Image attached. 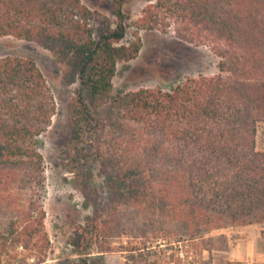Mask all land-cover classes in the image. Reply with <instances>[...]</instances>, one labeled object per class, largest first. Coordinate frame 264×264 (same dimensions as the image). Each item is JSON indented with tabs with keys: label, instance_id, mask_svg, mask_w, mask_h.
<instances>
[{
	"label": "trees",
	"instance_id": "trees-1",
	"mask_svg": "<svg viewBox=\"0 0 264 264\" xmlns=\"http://www.w3.org/2000/svg\"><path fill=\"white\" fill-rule=\"evenodd\" d=\"M112 1L115 22L97 38L91 24L97 12L82 0H0V39L39 44L60 65L64 83L79 84L70 102L73 139H89L106 203L70 239L77 264H89L96 246L114 251L112 240L124 236L139 239L119 250L135 264H159L151 249L158 242H191L202 254L213 249L214 231L264 226V148L257 146L264 0L150 3L136 29L173 31L208 46L219 72L169 90L116 93L117 65L135 59L143 42L138 31L124 42L128 0ZM55 115L37 62L0 56V264H48L40 137Z\"/></svg>",
	"mask_w": 264,
	"mask_h": 264
},
{
	"label": "rangeland",
	"instance_id": "rangeland-1",
	"mask_svg": "<svg viewBox=\"0 0 264 264\" xmlns=\"http://www.w3.org/2000/svg\"><path fill=\"white\" fill-rule=\"evenodd\" d=\"M97 18L91 21L95 36H100L106 23L115 22L112 0H82ZM156 0H128V32L124 40L130 43L138 31L143 46L139 55L128 62H120L113 79L115 93L136 91L142 88L169 90L188 77L213 76L219 72V58L208 46H196L178 38L173 31L137 30L135 22L143 10ZM115 26V24H113ZM21 56L34 59L44 73L56 102V115L51 127L40 137L46 186L44 207L47 212L46 228L51 240L48 264H77L70 239L85 225L88 217L105 206L106 194L102 190L99 162L87 142L76 143L73 139L70 102L79 84L67 86L62 70L52 53L35 42L11 37L0 39V56ZM89 105L90 100L87 98ZM92 106V105H91ZM258 148H264V125L258 134ZM233 231L223 228L214 231L215 244L211 251L202 254L191 242H158L153 246V258L159 264H227L230 252L241 239ZM231 232V233H230ZM124 236L112 240L114 251L100 253L93 249L89 264H135L133 255L119 251L122 246L139 244V239ZM119 248V249H118ZM32 263V261H30ZM206 264V263H205Z\"/></svg>",
	"mask_w": 264,
	"mask_h": 264
},
{
	"label": "crops",
	"instance_id": "crops-1",
	"mask_svg": "<svg viewBox=\"0 0 264 264\" xmlns=\"http://www.w3.org/2000/svg\"><path fill=\"white\" fill-rule=\"evenodd\" d=\"M229 229L233 231L234 228L229 227ZM236 235L243 239L232 248L231 261L264 264V226L237 227Z\"/></svg>",
	"mask_w": 264,
	"mask_h": 264
}]
</instances>
